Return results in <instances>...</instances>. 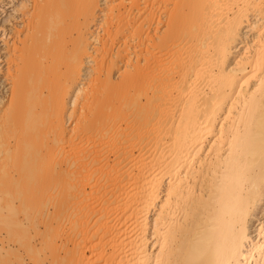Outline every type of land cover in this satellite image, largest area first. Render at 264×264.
Masks as SVG:
<instances>
[{
  "label": "bare ground",
  "instance_id": "6f19581e",
  "mask_svg": "<svg viewBox=\"0 0 264 264\" xmlns=\"http://www.w3.org/2000/svg\"><path fill=\"white\" fill-rule=\"evenodd\" d=\"M9 3L0 250L264 264V0Z\"/></svg>",
  "mask_w": 264,
  "mask_h": 264
},
{
  "label": "rangeland",
  "instance_id": "374dc122",
  "mask_svg": "<svg viewBox=\"0 0 264 264\" xmlns=\"http://www.w3.org/2000/svg\"><path fill=\"white\" fill-rule=\"evenodd\" d=\"M5 9H6V11H4V12H2L0 9V25L1 24L2 25L3 24L8 25V22H6L5 20L8 18V16L10 14H13L15 12L13 10L12 3L6 4ZM246 30L247 29L245 28L243 31L245 32ZM0 44H1V42H0ZM118 75H119V72L116 70L114 72L115 78H117ZM2 88H3V85L0 86V95H2V93L6 90V88L5 89H2ZM72 99H73V96L71 99L68 100V103L70 104L69 108L72 107L71 106L72 105ZM71 109H70L69 113L71 112ZM68 116H69V114H68ZM73 119H72V117H69V119L67 118V126H71ZM262 213H259V217H262ZM257 223L258 222L256 221L255 224H257ZM10 245H11V248L9 251L8 250L6 251L5 249L0 250V264H15L17 261H20V260L21 261L24 260V263H26V264L27 263L32 264L31 258L29 257L28 253L25 252L26 251L25 249H23L21 246H19L13 240H11Z\"/></svg>",
  "mask_w": 264,
  "mask_h": 264
},
{
  "label": "snow or ice",
  "instance_id": "6c2138e0",
  "mask_svg": "<svg viewBox=\"0 0 264 264\" xmlns=\"http://www.w3.org/2000/svg\"><path fill=\"white\" fill-rule=\"evenodd\" d=\"M261 149H262V153H264V134H262V138H261Z\"/></svg>",
  "mask_w": 264,
  "mask_h": 264
}]
</instances>
